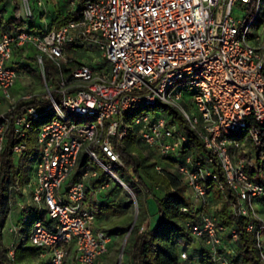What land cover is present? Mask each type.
I'll return each mask as SVG.
<instances>
[{"label":"built area","instance_id":"1","mask_svg":"<svg viewBox=\"0 0 264 264\" xmlns=\"http://www.w3.org/2000/svg\"><path fill=\"white\" fill-rule=\"evenodd\" d=\"M24 2L25 16L31 17ZM70 3L74 5V0ZM263 5L264 0H92L59 27L41 33H0V92L8 101L6 111L19 100L25 104L24 112L11 119L1 114L0 154L9 127L23 137L33 120L53 113L37 132L39 155L33 180L26 181L28 199L12 202L24 214L37 207L48 215L49 225L37 219L28 237L43 250L40 256L48 264H65L67 246L73 264H94L107 254L112 237L95 228L97 216L89 207L87 191L95 196L108 181L91 189V181L98 178L91 164L127 188L98 156L123 168L113 141H123L129 130L159 156L177 159L174 169L194 207L207 204L205 184L211 181L235 194L239 214L250 211L257 217L253 203L259 200L264 207V182L250 177L246 165L250 146L259 149L264 142V11L259 32L249 31ZM235 6L245 13L242 18L234 15ZM93 42L97 53L89 46ZM28 47L34 51L44 93L23 92L16 97L12 93L16 66L27 59L15 55ZM79 49L97 54L99 61L91 60V55L77 60ZM45 59L54 68L52 80L46 78ZM71 59L78 63L72 66ZM154 105L176 111L203 151L196 154L187 148L190 137L170 111L129 117L141 106ZM25 149L24 143L13 145L19 163ZM215 165L223 172V181ZM25 221L24 215L21 222ZM253 226L250 222L246 229ZM18 228L6 225L4 232L16 233ZM146 228L143 223L139 232ZM188 228L207 247L213 264H231L232 250L222 241L226 228L216 225L211 214L203 213L199 223ZM228 233L230 242L236 243L237 230L232 227ZM8 247L12 258L13 244ZM179 256L186 259L187 251ZM261 258L264 261V252Z\"/></svg>","mask_w":264,"mask_h":264},{"label":"trees","instance_id":"2","mask_svg":"<svg viewBox=\"0 0 264 264\" xmlns=\"http://www.w3.org/2000/svg\"><path fill=\"white\" fill-rule=\"evenodd\" d=\"M17 0H1L0 2V33H14L20 30H25L32 33H41L53 27H59L65 24L69 19L76 18L85 5L92 0H74V5H71V0H65L61 4H57L54 12H48L46 16L50 18L49 27H38L34 21H29L31 17H21L18 13L20 3ZM11 5L12 15L5 17L6 5ZM45 11H42V14ZM38 14V16L40 15ZM24 49L16 52V57L25 58L28 61L34 59L32 55H26ZM27 62H18L16 68L22 71L32 72ZM19 63H22L18 65ZM78 62L71 59V65L74 66ZM45 73L47 80H52L54 68L49 61H45ZM25 104L20 100L11 111H5L3 115L11 119L16 114L24 112ZM145 111H160L173 114V118L177 121L178 127L190 137V142L187 148H193L196 154L203 151L202 144L196 135L189 129L183 119L176 111L164 105L141 106L135 111L129 113V117H134ZM53 117V113L49 112L41 116L37 120H33L30 128L25 136L16 135L12 128L9 127L5 133L4 143L0 154V264H48L45 257L40 254L43 250L32 245L29 242V233L31 227L37 219H41L48 226L49 222L45 219V210L31 207L29 212L24 214L19 211V216L16 221L19 228L17 234L21 235V240L17 237L13 243V257L8 255L9 247L4 242V228L8 219L9 213L12 210V202L17 198H22L20 188L28 179L29 163L35 157L37 159L38 145L37 132L41 125L47 123ZM0 115V122L2 121ZM115 150L119 152L120 158L124 167L109 162L106 158L103 159L113 173L119 172V178L123 180L131 193L126 200L123 197L110 199L112 193H108L103 201H93L91 198L92 192L87 191L89 199V207L96 214V221L101 219L103 223L96 226V229L102 230L108 236H116L126 240L122 250V259L126 256L127 264H213L207 247L198 241L189 231L188 225L199 223L200 216L203 213L211 214L214 217L215 223L218 226H223L226 231L222 233V241L224 246L231 248L232 253L228 254L231 264H264L261 258V253L264 252V239L262 231H264V221L260 215L264 214V207L260 211H256L257 217L250 211L246 215L239 214L237 211V200L235 194L227 187L220 190L215 183L208 181L205 184L207 195V204L194 207L192 199L188 194V189L184 181L176 173L174 164L176 158L167 156L165 158L159 156L155 150L144 146L137 133L129 130L123 141L119 142L114 139ZM16 143L25 144V155L21 163L15 164L14 155L12 153L13 145ZM134 145L147 152V154H134ZM160 161V162H159ZM85 162V160H84ZM109 164V165H108ZM160 166V170L156 166ZM91 167L98 171V178L91 181V189H96L101 183L111 179V176L104 171L96 163H92ZM258 167V170L255 169ZM131 170V174L128 172ZM246 169L250 177L257 179L258 176L264 175V142L261 148L250 146L247 154ZM221 181L224 180L223 172L217 165L214 167ZM262 178V177H261ZM164 187V192L161 196H157L152 192V186ZM120 187V184L117 183ZM19 187V189H18ZM97 195V194H96ZM152 196L156 205L157 220L153 226H147L146 230L139 232V227L147 219L146 208L144 205L145 198ZM108 199V200H107ZM135 201L138 212L135 222L129 230L131 220H124L118 224H111L110 220L118 215H123L126 212L128 203ZM260 203L256 200L254 203ZM253 203V204H254ZM186 208L182 211L181 208ZM26 217L25 222H21L22 216ZM252 222L253 229L248 231L247 225ZM96 223V222H95ZM234 227L238 233L236 243H231L229 238V229ZM198 242L200 245L199 254L189 255L186 259H181L179 252L186 251V247L190 244ZM259 243V245H258ZM180 246H182L180 248ZM68 256L65 264H73L69 259L71 247L67 246ZM105 257V256H104ZM102 258L95 261L94 264H101ZM123 262V260H122ZM126 264V263H125Z\"/></svg>","mask_w":264,"mask_h":264},{"label":"rangeland","instance_id":"3","mask_svg":"<svg viewBox=\"0 0 264 264\" xmlns=\"http://www.w3.org/2000/svg\"><path fill=\"white\" fill-rule=\"evenodd\" d=\"M43 1V0H42ZM1 2V0H0ZM17 2L20 3V8H19V15L21 17H26L25 16V2L24 0H17L15 1V4L17 5ZM51 3V0H47L46 4ZM27 4L30 8V10L33 13V18H28L29 21H34V24L38 27H49L48 22L50 21V18L48 16H46L48 14V11L43 12L42 14H40L42 11H44V5L43 6H38L37 3L35 2V0H27ZM6 11L4 16L10 17L12 15V8L11 5L8 3L6 5ZM48 8V7H47ZM264 11V5L262 6L261 9V14L258 16V18L252 23L249 34L252 33H258L259 29H257V25L259 24V22L262 19V13ZM233 13L236 17L242 18V16H244L245 13H243L242 9L240 8V6H235L233 8ZM38 14H40L38 16ZM247 21V18L245 19ZM78 39H75V44L78 43ZM89 46L91 47L92 50H94L97 53V46L93 43H90ZM74 49L72 47H70V51L72 52ZM33 49H31L30 47L26 48V50L24 51V53L26 55H33ZM76 57L77 60H85L88 59L90 56L91 60H93L94 62H98L99 58L97 57V54H90L86 53V51L84 49H79L76 53ZM28 61V60H27ZM26 61V62H27ZM45 61L47 62V60L45 59ZM22 63H19L18 65H20ZM28 66L30 69H32V72L28 71H22L21 69H17L18 72V77L15 83V86L12 90V93L14 94V96H18L20 93L26 92V93H37L38 95H42L44 93V86L43 83L40 79V75H39V70L37 65L35 64L34 61L30 60L28 61ZM8 106V101L5 100L3 98V95L0 92V115L3 114ZM190 109V112H196L197 110L192 108V107H188ZM150 112V111H149ZM134 154L138 155L140 153L142 154H147L146 151H144L143 149L139 148L137 145H134ZM39 155V150L37 153V156ZM99 161L103 162L104 164H107V162L103 159V157L101 155L98 156ZM14 161L15 164H18L19 162V157L17 155L14 156ZM35 157L33 158V160L29 163V167H28V179L33 180L34 178V168H35ZM160 162V161H159ZM109 165V164H108ZM98 172V171H97ZM115 175L119 176L120 173L119 172H115ZM257 180L260 182H264L263 178H261L260 176L257 177ZM117 181L113 178L108 180V185L106 187H103L101 189H99V191L97 192V195H90V197H88L89 199L96 201L97 199L99 201H103L106 198V195L108 193H112V196L110 197V199H115L117 197H123L124 199H128L131 193L128 190V188L123 187L120 185V187L117 185ZM147 183L152 186V192L153 194L157 195V196H161L162 193L164 192V187L162 186H154L152 185L149 181H147ZM64 187V185H63ZM23 192L24 194H22V198H17V200L19 201H27L28 196H29V187L26 185V183L23 184ZM127 194V195H124ZM189 194V193H188ZM88 199V201H89ZM16 200V199H15ZM108 200V199H107ZM90 202V201H89ZM144 205L146 208V214H147V219L144 221V223L147 226H153L157 220V212H156V205L154 202V199L152 196H148L147 198H145L144 201ZM17 209V205H12V210L9 213V216L12 215V213L15 212V210ZM254 209L256 211H260V209H262L261 203H254ZM135 212H138V209L135 205V201L133 200L132 202L128 203L127 208H126V212L123 215H118L114 218H112L110 220L111 224H118L120 222H122L124 220V218H126L127 220H133L134 214ZM260 217L263 219L264 221V214L260 215ZM48 215H45V219H48ZM103 223V220L99 219L96 221L95 225L98 227L100 226V224ZM262 236L264 239V231H262ZM17 238L19 240H21V235L18 234ZM4 242L8 245L10 242V239L8 241L7 239V233L4 232ZM121 245H122V239L116 236H112L111 238V242H110V248L107 252V254L105 255V257H103L101 264H117V261L119 259V254H120V249H121ZM182 246H180L181 248ZM199 249H200V245L198 244V242L192 243L190 244L188 247H186V251L187 254L189 255H195L197 256L199 254ZM123 260V262H122ZM128 260L126 258V256H124V259H120V263L119 264H127Z\"/></svg>","mask_w":264,"mask_h":264},{"label":"crops","instance_id":"4","mask_svg":"<svg viewBox=\"0 0 264 264\" xmlns=\"http://www.w3.org/2000/svg\"><path fill=\"white\" fill-rule=\"evenodd\" d=\"M46 1L47 0H43V4L42 6L44 5V11H48V12H54L57 8V4H61L62 2H64L65 0H51V3L49 2L48 4H46ZM48 7V8H47ZM19 211H20V208L17 206V209L15 210L14 213H12L11 216H8V219L6 221V225L7 226H11V225H15L16 224V221L18 219V216H19ZM95 228H96V225H95ZM17 232L16 233H7V239L9 241L10 239V242L9 244H13L14 243V240L16 239L17 237Z\"/></svg>","mask_w":264,"mask_h":264},{"label":"water","instance_id":"5","mask_svg":"<svg viewBox=\"0 0 264 264\" xmlns=\"http://www.w3.org/2000/svg\"><path fill=\"white\" fill-rule=\"evenodd\" d=\"M120 184H121V182H120ZM121 185H122V184H121ZM135 205H136V203H135ZM136 207H137V206H136ZM136 216H137V212H135V214H134V217H133V220H132V222H131V224H130L129 230H130L131 227L133 226V224H134V222H135V219H136ZM127 234H128V232H127ZM127 234L125 235V237H124L123 240H122V245H121L120 254H119V259H118V261H117V264L120 263V259H121V257H122V250H123V246H124V243H125V240H126V236H127Z\"/></svg>","mask_w":264,"mask_h":264}]
</instances>
